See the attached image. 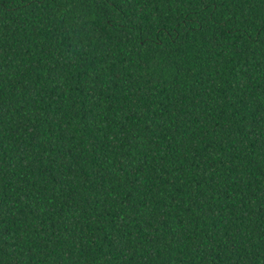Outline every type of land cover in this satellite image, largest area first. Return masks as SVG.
<instances>
[{
	"label": "trees",
	"instance_id": "obj_1",
	"mask_svg": "<svg viewBox=\"0 0 264 264\" xmlns=\"http://www.w3.org/2000/svg\"><path fill=\"white\" fill-rule=\"evenodd\" d=\"M0 264H264V0H0Z\"/></svg>",
	"mask_w": 264,
	"mask_h": 264
}]
</instances>
